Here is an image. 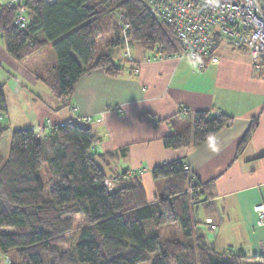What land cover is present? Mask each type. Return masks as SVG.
<instances>
[{"label": "trees", "instance_id": "trees-1", "mask_svg": "<svg viewBox=\"0 0 264 264\" xmlns=\"http://www.w3.org/2000/svg\"><path fill=\"white\" fill-rule=\"evenodd\" d=\"M24 5L29 19L23 29L13 23L16 6L0 5L4 47L20 61L51 43L56 67L41 79L62 107L69 105L84 71L102 69L110 76L123 71L108 54L96 55L100 15L110 5L121 13L113 45L137 43L146 51L159 48L168 54L180 50L172 27L158 22L142 0H26ZM5 112L0 91V115ZM231 124L223 113L196 111L161 140L171 149L196 148ZM256 124L253 118L236 154ZM7 131L0 121V264H240L237 255L218 252L196 235L191 203L211 184L192 180L183 160L151 169L152 177L165 183L163 196L147 203L139 178L128 171L110 179L111 187L104 183L107 174L99 162L116 153L92 152L94 136L78 117L48 129L16 128L2 142ZM150 219L156 226L176 224L183 238L148 234L143 221Z\"/></svg>", "mask_w": 264, "mask_h": 264}, {"label": "crops", "instance_id": "crops-1", "mask_svg": "<svg viewBox=\"0 0 264 264\" xmlns=\"http://www.w3.org/2000/svg\"><path fill=\"white\" fill-rule=\"evenodd\" d=\"M137 45L134 55L129 50L131 44L126 43L129 64L116 63L123 68L117 76L102 69L84 71L69 105L62 107L51 89L53 104L39 95L46 85L41 78L51 75L56 67L49 43L18 61L7 53L0 35V73L6 77L0 91L3 96L26 94L29 112L34 116L28 127L43 128L46 116L51 119L50 126L78 117L94 136L92 152L116 153L114 159L99 162L106 179L125 171L137 176L147 203L163 196L165 183L164 178L152 177L151 169L183 160L192 180L211 184L191 203L196 211V235L218 252L237 255L240 264H264V211L253 208L264 206V67L255 69L245 49L225 43L203 69L188 59L154 60L151 51ZM46 49L51 51L48 65L29 64ZM67 107L71 113L65 112ZM181 108L187 113L180 115ZM196 111L223 113L232 118V124L199 147H165L162 137L174 134ZM83 116L91 119L83 121ZM253 118L257 124L245 147L236 154L238 142ZM4 126L8 128L3 134L6 139L11 130L25 127ZM120 148L125 151L120 152ZM260 218L263 223L258 224Z\"/></svg>", "mask_w": 264, "mask_h": 264}, {"label": "built area", "instance_id": "built-area-1", "mask_svg": "<svg viewBox=\"0 0 264 264\" xmlns=\"http://www.w3.org/2000/svg\"><path fill=\"white\" fill-rule=\"evenodd\" d=\"M26 0H6L0 5H15L13 23L23 29L28 24ZM51 3L55 0H44ZM158 22L172 27L173 35L180 50L164 53L159 48L151 51V58L188 59L198 69L225 43L230 47L245 49L255 69L264 66V0H142ZM121 13H119V17ZM181 110L186 111L185 108ZM213 111V114H217ZM83 116V121L90 120ZM188 170V166L184 165ZM108 186L112 182L104 180ZM263 212V204L253 207ZM258 224L263 223L258 219Z\"/></svg>", "mask_w": 264, "mask_h": 264}, {"label": "rangeland", "instance_id": "rangeland-1", "mask_svg": "<svg viewBox=\"0 0 264 264\" xmlns=\"http://www.w3.org/2000/svg\"><path fill=\"white\" fill-rule=\"evenodd\" d=\"M6 0H0V2H5ZM108 12V13H107ZM106 13H103L100 15L102 19L99 21L100 25V35L96 40V55L98 53H105L108 54L112 60H114L115 63H120L122 65L128 66L129 62L127 60V50H126V43L123 41L118 44L113 45V41L117 40L118 36L115 31V23L116 20L119 18V10L116 9L115 7H112L111 5L108 7V11ZM120 35L122 36V32H120ZM132 46V48H131ZM131 46L129 47V50L132 51V54H136V48L137 44L132 43ZM49 48L53 50L51 43H49ZM233 48V47H231ZM237 49V48H234ZM50 49H46L45 51H42L38 55L34 56L29 64L37 63V62H42L46 65L49 64V59L51 57ZM48 63V64H47ZM52 67V66H51ZM51 67L50 70H51ZM6 77L2 76L0 73V83L5 82ZM44 92L43 94H39L42 99L45 101L51 102V99L53 102V96L52 92L50 91V88H48L46 85H43ZM6 92L9 93V89H6ZM4 94L6 96L5 103H6V108L7 112L3 113L2 118H0V121L3 125H8L10 123V128L14 127H19V125H24L25 127H28L30 125L32 119L34 118L32 112L30 113V104L26 101V94ZM52 103V102H51ZM53 104V103H52ZM65 112H70L69 107H67ZM44 127L49 128L50 124V117H45L44 118ZM50 119V120H47ZM47 120V122H46ZM21 123V124H20ZM80 124H83L80 122ZM18 125V126H16ZM23 128V127H22ZM3 135L1 137V141L5 142L8 139L7 137ZM45 163L42 164L41 168V173L44 175L45 173ZM119 172V171H118ZM161 180V179H159ZM190 212L193 217H195V208L194 206L190 208ZM76 222L78 217H76ZM150 220H145L143 221V226L145 227L146 231H148V234H157L160 239H174V240H181L183 238L182 233L179 229V227L176 224H165V225H160L156 226L153 221ZM7 259V258H6ZM14 260V259H13ZM1 264H9L8 261H2ZM141 264H147V263H141Z\"/></svg>", "mask_w": 264, "mask_h": 264}]
</instances>
